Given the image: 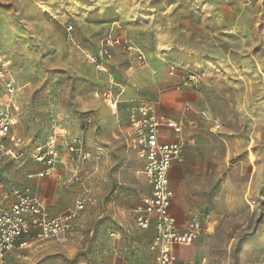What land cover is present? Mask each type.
Instances as JSON below:
<instances>
[{
	"label": "rangeland",
	"instance_id": "374dc122",
	"mask_svg": "<svg viewBox=\"0 0 264 264\" xmlns=\"http://www.w3.org/2000/svg\"><path fill=\"white\" fill-rule=\"evenodd\" d=\"M107 36L140 48L146 64ZM0 55L18 75L16 126L28 143L0 162L1 193L48 180L31 175L30 152L50 134L51 113L92 155L83 178L92 201L71 237L16 245L6 264L154 263V229L135 222L149 189L125 140L129 107L141 100L193 122L183 132V161L171 170L173 210L199 219L202 231L177 264H264V0H0ZM156 65L170 83L138 82L157 76ZM177 91L181 99L170 100ZM58 181L63 211L85 190Z\"/></svg>",
	"mask_w": 264,
	"mask_h": 264
},
{
	"label": "built area",
	"instance_id": "2783aa9c",
	"mask_svg": "<svg viewBox=\"0 0 264 264\" xmlns=\"http://www.w3.org/2000/svg\"><path fill=\"white\" fill-rule=\"evenodd\" d=\"M104 42L137 53L138 60L146 64L144 52L119 36H107ZM107 52V50H106ZM0 82L4 94L0 96V160L13 156L15 149L26 148V140L20 137L13 127L19 106L15 100L21 89L18 75L7 59L0 55ZM113 114H117L119 100L110 91L106 94ZM185 109H191L190 104ZM186 126L184 118L174 119L160 114L156 103L141 100L129 107L128 136L126 145L144 160L143 174L149 192L143 197L142 204L136 209V223L143 229L151 226L155 235L149 244L156 253L154 264H177L176 246L193 244L200 236L202 222L194 218L184 227H179L177 218L171 211L174 191L171 187L169 170L176 162L184 158ZM219 126V125H218ZM170 128L175 139H162V128ZM61 150L67 160L73 164L71 182H83L82 172L87 161L92 157L83 136L70 137L68 128L59 118L50 114V134L42 141L32 145L30 157L44 165L37 173L39 177L53 174L61 158ZM12 198L8 205L5 201ZM92 198L87 191L80 194L75 205L63 213L52 216L45 202L28 188H13L0 194V264H6L8 253L18 244L21 237L33 230L45 240L63 242L71 230L73 220ZM26 242L20 244L25 245Z\"/></svg>",
	"mask_w": 264,
	"mask_h": 264
},
{
	"label": "crops",
	"instance_id": "0c3cea01",
	"mask_svg": "<svg viewBox=\"0 0 264 264\" xmlns=\"http://www.w3.org/2000/svg\"><path fill=\"white\" fill-rule=\"evenodd\" d=\"M158 66V67H157ZM155 69L156 70H154L155 71V73H156V71H157V76H147L146 77V79H145V81L143 80V81H138V82H140L141 84H144V83H149V84H152V83H155L156 82V80H158V81H162V83H164V84H166V83H170V78H168L167 76H166V74H165V72H164V68H161V67H159V65H156L155 66ZM155 75V74H154ZM21 90V89H20ZM19 90V91H20ZM19 91L17 92V94H16V96H15V100H16V102H17V104L19 103V101H18V98H17V96H18V93H19ZM4 92H5V90H4V86H3V84L0 82V96L1 95H3L4 94ZM184 92L183 91H177V92H175V93H172L171 94V96H170V100H174V101H179L180 99H181V97H182V94H183ZM18 106H19V104H18ZM20 109V108H19ZM160 113V112H159ZM161 114V113H160ZM57 116V115H56ZM58 118H59V120L68 128V130H69V133H70V137H73V134H72V132H71V130H70V127L68 126V124H67V122L63 119V118H61V117H59V116H57ZM175 119H181V118H184V117H181V118H176L177 116H173ZM185 120H186V126L187 125H189V124H191V125H193V122H192V120L191 119H187V118H184ZM16 124H17V118H16V123H15V125H14V127H13V130L20 136V137H22V138H24L25 139V136H23L22 134H20L19 133V131H18V129H17V126H16ZM186 126H185V128H186ZM49 130H50V118H49ZM161 138L162 139H165V138H167V139H170V140H172V139H175L176 138V135L172 132V130L170 129V128H166V127H164V128H162V133H161ZM27 145H28V143L26 142V145L24 146L25 148H26V150L28 149V147H27ZM32 146V145H31ZM26 150H24V151H22V149H15L14 150V155L13 156H9V157H5L4 159H2V160H0V162L1 161H3V160H7V159H15L17 156H19L21 153H26L27 151ZM131 150V149H130ZM62 152H61V158H60V162L56 165V167H55V169H54V172H53V174L52 175H50V176H46V177H48V180H46V181H43V183H42V185H41V187L40 188H36L35 190H33V189H31L30 187H28V186H25V187H14V188H28V189H30V191L33 193V194H35V195H37V196H39L44 202H45V204H46V206H47V208H48V210H49V212H50V214L52 215V216H57V215H59V214H61V213H63L64 211H66L67 209H69V208H67L66 210H63V211H61L62 210V208H58V207H56L57 205H58V202H59V197H58V194H56L55 193V186L57 185V183H59V181L58 180H60L61 182H62V179H63V182H62V184L63 185H68V183L70 182V178H71V174H72V167H73V164L72 163H70L68 160H67V155H66V152L64 151V150H61ZM133 151V150H132ZM135 152V151H134ZM33 160V159H32ZM34 162H35V164H33L32 165V167L35 169V170H37L36 171V173H33V174H31L32 176H37V177H39L38 175H37V173L39 172V171H41L43 168H44V165L43 164H41V163H39V162H36L35 160H33ZM141 161H142V168L139 170V171H137V175H142L143 176V178H144V180H145V176H144V174H143V167H144V160L143 159H141ZM176 163H178V162H176ZM175 164V163H174ZM174 164H173V166H174ZM172 166V167H173ZM172 167L170 168V170H169V176H170V182H171V170H172ZM83 174H82V177L83 178H88L87 176H85L86 175V171H85V166H84V168H83V172H82ZM54 176H58L59 178H56V177H54ZM62 177V178H61ZM68 177H70V178H68ZM41 178V177H40ZM65 179V180H64ZM89 179V178H88ZM78 183H82L81 185L84 187V190L85 191H87V188H86V184H83L84 183V181L83 182H78ZM145 183H146V180H145ZM38 183H37V187H38ZM146 185H147V183H146ZM147 187H148V189H149V186L147 185ZM171 187H172V183H171ZM13 189V188H12ZM11 189V190H12ZM172 189H173V187H172ZM10 190V191H11ZM173 191H174V189H173ZM82 192V191H81ZM84 192V191H83ZM0 194H2L1 193V191H0ZM80 194H82V193H80ZM174 199H175V197H173V202H172V206H171V211L173 212V214L176 216V218H177V223H178V226L179 227H184L188 222H190L191 220H187V219H181V217H179V213H177L176 211H174L173 210V208H174ZM12 202V198L10 197L9 199H7L6 201H5V204L6 205H8V204H10ZM75 205V204H74ZM139 206V205H138ZM137 206V207H138ZM73 207V206H72ZM71 208V207H70ZM64 209V208H63ZM137 209V208H136ZM61 211V212H60ZM135 219H136V214H135ZM136 222V221H135ZM151 227H153V226H151ZM151 227H149V228H151ZM148 229V228H147ZM153 229H154V227H153ZM72 231H73V225H72V228H71V230L68 232V234H67V236H66V239L65 240H63V241H67L70 237H71V234H72ZM155 229H154V235H155ZM154 237V236H153ZM35 240H44V239H42V238H40L39 236H38V230H33L32 232H30L29 234H27V235H24L23 237H21L20 238V240H19V242H18V244H17V246H19L20 248H28ZM49 241V240H48ZM23 242H26V244L25 245H23V246H20V244L21 243H23ZM57 242V241H56ZM192 245V244H191ZM191 245H184V246H176L175 247V253H176V255H177V261H178V259L181 257V258H187V257H189V255H190V253H191ZM150 249V248H149ZM153 254H154V262H155V256H156V253L154 252V251H152V250H150ZM9 255V254H8ZM8 255H7V257H8ZM24 259L25 260H28L29 259V256L28 255H26V256H24ZM7 262V261H6ZM29 264H36V263H33V262H31V263H29ZM154 264V263H153Z\"/></svg>",
	"mask_w": 264,
	"mask_h": 264
}]
</instances>
